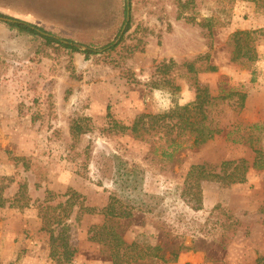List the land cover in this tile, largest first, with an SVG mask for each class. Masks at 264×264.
<instances>
[{
	"label": "rangeland",
	"instance_id": "374dc122",
	"mask_svg": "<svg viewBox=\"0 0 264 264\" xmlns=\"http://www.w3.org/2000/svg\"><path fill=\"white\" fill-rule=\"evenodd\" d=\"M130 5L125 43L142 40L145 50L126 57L119 49L102 54L127 26L126 0H0V13L99 51L86 56L47 45L40 35L19 34L0 19V186L8 199L0 207V264H113L90 240L91 227L103 223L104 215L85 214L77 221V210L68 220L77 252L70 260L51 258L40 202L47 191L63 195L68 188L83 194L88 206L101 209L116 197L133 207L124 233L128 243L160 245L157 253L166 258L180 244L188 247L168 264H259L264 256V5L250 0H192L184 9L179 0H130ZM180 9L193 19L179 17ZM240 48L254 51V60L241 54L240 63L232 61ZM207 54L218 70L201 72L198 80L214 94L231 89L246 94L242 107L237 95L224 100L221 135L197 148L184 135L167 157L160 134L104 131L110 126L108 107L118 123L130 126L142 114L193 102L196 89L184 67L167 77L156 67L163 60L181 64ZM74 122L91 129L75 138ZM257 155L263 166H253ZM238 159L249 164L244 182L204 180L202 208L188 204L185 195L191 199L197 191L194 186L186 192L192 164ZM22 186L25 198L17 203Z\"/></svg>",
	"mask_w": 264,
	"mask_h": 264
},
{
	"label": "trees",
	"instance_id": "16d2710c",
	"mask_svg": "<svg viewBox=\"0 0 264 264\" xmlns=\"http://www.w3.org/2000/svg\"><path fill=\"white\" fill-rule=\"evenodd\" d=\"M192 0H185L181 3V8L188 7ZM259 6L264 5V0H250ZM185 11L179 10V17L185 16L186 19L192 20L190 16L183 15ZM1 17L8 18L7 25L9 28L16 30L19 34L28 35H40L47 45H56L63 48L71 49L75 52H82L86 56L92 54H98L99 51L86 45V49L74 45L72 41L67 43L55 35H45L40 31H43L42 27L25 21L23 19L6 16L0 13ZM126 32L131 28V20L126 21ZM124 34V35H125ZM240 34L238 32L236 35ZM249 35L250 32H244ZM123 35L117 42L112 41L111 43L102 47V54L109 53L114 50H120L126 53V57H131L137 52H143L145 50V44L142 40H138L137 43H125V36ZM235 35V36H236ZM125 43V44H124ZM118 53H121V52ZM243 48L239 50V57H231L234 62H241L240 57L246 55L247 59L254 60V51L250 50L248 53L243 52ZM244 57V56H243ZM246 58V56L244 57ZM203 62L197 66V62L200 60ZM210 55L199 56L197 59L192 61H184V63L177 64L173 59L163 60L156 67V72L167 77L170 71L177 68L184 67L186 69L185 76L191 81L195 87L196 97L191 103L185 104L173 110L172 112L161 113L157 115L142 114L135 119L132 125H122L116 121L110 112L108 107L107 116L110 120V126L104 128V131L108 134H118L120 132L133 134L135 137H140L145 134L155 133L160 134V138L166 142V149H163L164 155L172 157L174 152L181 146L180 138L184 135H188L192 141L191 146L201 147L208 141L216 138L223 133V127L219 122L218 116L223 113L224 100L232 95H237L239 98L240 106H243V101L246 98V94L241 91H235L231 89L226 94H223V90H220L217 94L210 90L207 84H202L198 80L197 75L201 72H216L218 70L217 65L209 63ZM74 77L79 78L76 73H73ZM251 81H255L253 77ZM152 87H158L159 84L156 81L151 82ZM173 118V123L171 119ZM89 121V119H86ZM91 127L88 123L74 122L71 126V132L75 138L90 131ZM169 151H172L171 153ZM257 153H259L257 151ZM254 167L263 166L260 164L258 155L253 163ZM249 169V164L245 159L223 161L219 164L211 162H203L199 164H192L187 172L185 183L188 184L186 190L187 194L190 195V191L196 186V193L191 199L185 195V200L195 210L202 208V192L200 183L204 180H222L231 183L244 182L246 180V173ZM25 186L21 187V190L15 201L21 202V198H25L24 195ZM62 198L58 203H55V199ZM8 202V199L4 195V189L0 186V207H4ZM30 199H27L23 206L29 205ZM44 213L42 217L43 230L50 232L51 237V250L50 256L55 260H70L74 257L77 249L74 248L70 243V224L68 220L72 214L77 210L76 220L80 221L81 217L85 214H97L101 213L104 215L103 223L92 226L90 229V240L98 243L101 253L110 259L113 264H144L143 259L149 258L154 262L156 260L161 261L163 264L170 262H176L180 253L187 250L188 247L180 244L178 249L173 250L168 258L164 255L157 253L161 250L160 245L145 246L135 241L128 243L125 239V232L127 231L128 223L134 217L133 207L126 205L125 202L120 201L116 197H110L107 205L101 209L88 206L85 203V196L78 191L68 188L63 194H56L53 191H47L45 199L40 202ZM135 251V254L133 252ZM143 251V252H142ZM259 264L264 262V256L258 260Z\"/></svg>",
	"mask_w": 264,
	"mask_h": 264
},
{
	"label": "water",
	"instance_id": "95a60500",
	"mask_svg": "<svg viewBox=\"0 0 264 264\" xmlns=\"http://www.w3.org/2000/svg\"><path fill=\"white\" fill-rule=\"evenodd\" d=\"M126 2H127V20H129V19H130V10H131L130 0H126ZM0 19L3 20V21H5V22L9 21L8 18H4V17H1V16H0ZM125 28H126V26H124V27L122 28L118 40L122 37V35H123L124 31H125ZM40 32H41L42 34H45V35H52V34L47 33V32H43V31H40ZM118 40H117V41H118ZM63 41L66 42V43L68 42V41H66V40H63ZM117 41H116V42H117ZM74 45L77 46V47H79V48H81V49H86V48H87L85 45L80 44V43H74Z\"/></svg>",
	"mask_w": 264,
	"mask_h": 264
}]
</instances>
